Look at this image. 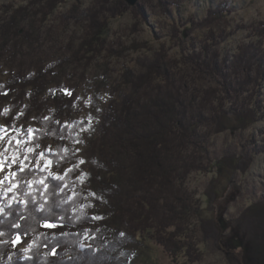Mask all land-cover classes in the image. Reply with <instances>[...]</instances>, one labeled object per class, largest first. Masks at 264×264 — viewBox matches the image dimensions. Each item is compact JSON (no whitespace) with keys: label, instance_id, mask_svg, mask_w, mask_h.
I'll list each match as a JSON object with an SVG mask.
<instances>
[{"label":"rangeland","instance_id":"rangeland-1","mask_svg":"<svg viewBox=\"0 0 264 264\" xmlns=\"http://www.w3.org/2000/svg\"><path fill=\"white\" fill-rule=\"evenodd\" d=\"M29 1L0 0V21ZM90 22L107 25L103 35L107 50L90 52L84 45ZM21 27L29 37L16 38L6 47L0 38V85L19 72L47 76L39 78L44 82L40 86H46L40 101L47 110L54 106L52 94L57 97L67 89L73 95L66 121L82 141L73 143L79 149L77 158L86 161L78 169L81 181V173L90 168L89 132L98 126L100 109L111 100L108 85H114L126 68L142 75L153 65L154 77L167 72L202 123L198 137L203 167L181 185L205 209L203 218L215 230L204 233L194 219L189 228L182 227L192 232L202 252L194 264H264V249L257 251L255 239H250L255 224L262 221L256 206L264 199V0H140L136 6L126 0H65L47 22L33 19ZM137 43L145 46L135 50ZM19 92L16 86L14 93ZM254 107L257 115L246 129L215 131L216 119L225 113L240 115L244 108ZM33 121L32 117L24 128H34ZM82 121L86 131H80ZM0 125H5L3 118ZM48 146L55 150L51 142ZM226 159L230 176L222 181L215 162ZM80 179L76 187L87 196L84 204L94 216L97 205L91 187ZM134 213L136 217L137 208ZM138 222L132 220L142 246L124 264H175L151 239L153 231ZM28 243L17 244V250L23 253Z\"/></svg>","mask_w":264,"mask_h":264},{"label":"trees","instance_id":"trees-1","mask_svg":"<svg viewBox=\"0 0 264 264\" xmlns=\"http://www.w3.org/2000/svg\"><path fill=\"white\" fill-rule=\"evenodd\" d=\"M64 2L30 0L26 7L12 11L9 19L0 21V38L5 43L2 47L16 38L29 37L30 32L21 27L23 23L33 19L47 22ZM89 24L84 45L90 46V52H98V48L107 50L103 39L107 25ZM142 45L133 44V48L138 50ZM183 62L187 65V62ZM153 69L154 66L149 65L142 75H137L126 68L114 85H108L110 87L106 90L110 92L111 100L98 111L101 121L89 132L92 136L91 141L88 140L90 149L87 151L90 168L82 180L89 184L92 193L102 196V199L94 198L97 205L94 216L103 219H90L92 216L84 204L85 193L76 187L79 181L76 177L80 174L78 169L69 173L63 181L50 178V185H69L64 193L57 191L55 195L48 196L49 204L53 205L50 211L57 214V223L64 226L45 228L37 220L29 219L28 222L36 230L22 237L25 243L29 242L26 246L29 250L22 253L17 250V245L13 246L10 242V237L15 239L12 234L20 231L9 227L8 222L14 217L0 216L5 220L4 224H0V231L5 233L0 237V264H124L142 246V241L137 237L138 228L132 223L136 218L139 220L137 226L146 224L147 229L153 231L151 239L164 248L175 264H194L202 259L198 241L192 232L189 234L182 227L189 228L194 219L206 234L208 230L213 232L215 229L211 222L203 218L205 209L181 185L186 176L203 167L200 162L203 149L198 137L202 123L194 115L196 110L189 104L188 97L171 83L167 72L154 77ZM56 76L52 77L53 80ZM46 77L25 76L19 72L0 85V118L4 119L5 125L14 123L18 128L35 118L33 124L35 129L40 130L37 134L41 137V148L51 142L55 146L54 151L68 155L61 152L60 146L73 148L72 137L76 132L66 120L67 108L73 106L74 98L66 94L67 89H61L57 97L52 94L54 106L47 110L40 101L45 95L46 86H40L44 82L39 79ZM159 83L162 85L159 86ZM16 86L21 88L19 94L14 93ZM256 113V107L244 108L240 115L236 112L225 113L216 119L215 131L237 132L246 129ZM17 114H20L19 119L13 120ZM62 126H67L65 131L68 136L63 141L52 134L54 129ZM209 126L213 127V124L206 127ZM76 158L77 155L69 162L61 161L59 168L53 167L54 172L62 174ZM227 162V159L226 162H215L222 181L230 176L228 169H225ZM73 188L79 195L71 200L66 199V196H73ZM35 195L39 201V193ZM56 204L59 207H55ZM259 204L256 207L262 213V221L257 222L253 233L249 234L250 239H255L253 243L257 251L264 249V199ZM136 208L138 214L135 217ZM21 211L26 217L39 218L43 215L31 203ZM40 233H47L50 239L45 240ZM213 235L214 242L218 241V233L215 231ZM53 247L56 252L54 256L50 254Z\"/></svg>","mask_w":264,"mask_h":264},{"label":"snow or ice","instance_id":"snow-or-ice-1","mask_svg":"<svg viewBox=\"0 0 264 264\" xmlns=\"http://www.w3.org/2000/svg\"><path fill=\"white\" fill-rule=\"evenodd\" d=\"M71 95L70 92H66ZM7 109L4 110L7 113ZM19 115L13 117V120L19 119ZM35 119V118H34ZM45 119H48L47 117ZM83 121L80 124V131H86L83 127ZM90 124V121L88 122ZM57 124H60L57 121ZM67 126H62L53 130V135L59 140L63 141L68 138L65 131ZM40 130L32 127L24 128L21 125L19 128L16 125H0V216H12L14 219L8 222L10 228L20 229V231L13 233L15 239L10 242L13 246L23 243L22 237L26 236L29 232H33L36 228L28 221L37 220L39 225L45 228L63 227V224L57 223V214L50 209L53 205L49 204L48 196L55 195L57 191L64 193L65 189L69 188L67 183H58L50 185L49 179L63 181L69 176V173L79 169V166L86 163L83 158H77L70 166L63 170V173L54 172L53 167L59 168L61 161L69 162L72 157L76 156L79 152L78 148H68L61 145V152L68 155H61L51 149V146L41 148L39 140L41 137L37 134ZM73 142L78 144L82 141L79 138L72 137ZM39 149V151H38ZM59 157V159H57ZM43 162V163H42ZM7 169V171H5ZM40 173L41 175H38ZM81 176H87V173H81ZM80 179V177H76ZM86 181L82 180L81 183ZM39 193L40 200H37L35 193ZM73 196L66 199L71 200L74 196L79 195L72 189ZM11 194V195H10ZM94 198L102 199V196H97L96 193H91ZM87 199V196L84 197ZM35 205L36 208L43 214L39 218L36 216L26 217L21 211L22 208H27L29 204ZM55 207H59L56 204ZM6 209L8 211H6ZM33 209L32 211H35ZM59 219H63L59 217ZM92 220H100L103 217L92 216ZM5 220L0 219V224H4ZM5 233L0 231V237ZM44 236L45 240L50 239L47 233H40ZM62 235H66L62 233ZM54 238V237H52ZM25 252L29 250L26 247ZM51 255H56L55 248L50 249ZM30 259V257H29Z\"/></svg>","mask_w":264,"mask_h":264},{"label":"water","instance_id":"water-1","mask_svg":"<svg viewBox=\"0 0 264 264\" xmlns=\"http://www.w3.org/2000/svg\"><path fill=\"white\" fill-rule=\"evenodd\" d=\"M140 0H126L130 6H136Z\"/></svg>","mask_w":264,"mask_h":264}]
</instances>
